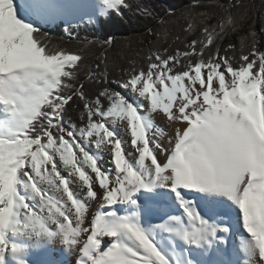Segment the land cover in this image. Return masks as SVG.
I'll return each mask as SVG.
<instances>
[{"label": "snow or ice", "instance_id": "1", "mask_svg": "<svg viewBox=\"0 0 264 264\" xmlns=\"http://www.w3.org/2000/svg\"><path fill=\"white\" fill-rule=\"evenodd\" d=\"M132 7L0 0V264H264V49L251 28L223 45L248 6L190 0L191 39L115 79L112 38L88 40L82 80L87 49L48 26L72 36Z\"/></svg>", "mask_w": 264, "mask_h": 264}, {"label": "trees", "instance_id": "2", "mask_svg": "<svg viewBox=\"0 0 264 264\" xmlns=\"http://www.w3.org/2000/svg\"><path fill=\"white\" fill-rule=\"evenodd\" d=\"M189 2L190 0H129L133 7L131 11H125L123 19L113 15L108 20L102 19L99 24L74 28L72 36L65 34L64 25L48 27L51 30L53 46L59 45L73 51L87 49L86 59L80 73L82 80L88 68L94 67L101 51L98 45L89 47L86 42L106 40L111 37L113 43L107 48L109 66L112 69L109 78L115 79L122 70L129 67L130 62L138 67L142 65L146 67L144 57L150 51L162 52L164 49H169L174 52L176 47H182L184 42L191 39L183 30L186 21L181 17V12L185 10ZM217 2L218 0H201L204 7L197 11H218L212 7ZM242 2L248 7L234 11L233 15L238 25L237 31L230 34L223 41V45L226 47L231 42L239 49L245 43V37L251 28L259 37L258 47L264 49V34L260 32L264 27V0H242ZM137 6L147 8L151 15L138 13ZM168 8H172L176 15H167ZM201 19L199 16L195 18L198 28ZM162 27L164 31H161ZM84 82L86 85L89 83L87 80ZM70 113L79 117L76 105L72 106Z\"/></svg>", "mask_w": 264, "mask_h": 264}, {"label": "bare ground", "instance_id": "3", "mask_svg": "<svg viewBox=\"0 0 264 264\" xmlns=\"http://www.w3.org/2000/svg\"><path fill=\"white\" fill-rule=\"evenodd\" d=\"M161 123H163L161 121ZM107 239V238H106ZM59 244L56 245V249H57V255H58V250H59ZM38 258L37 257H33V264H37ZM65 264H74V257L73 258H67L65 260Z\"/></svg>", "mask_w": 264, "mask_h": 264}, {"label": "rangeland", "instance_id": "4", "mask_svg": "<svg viewBox=\"0 0 264 264\" xmlns=\"http://www.w3.org/2000/svg\"><path fill=\"white\" fill-rule=\"evenodd\" d=\"M73 23H79L78 21H73Z\"/></svg>", "mask_w": 264, "mask_h": 264}]
</instances>
